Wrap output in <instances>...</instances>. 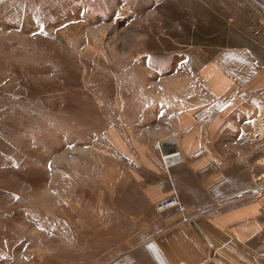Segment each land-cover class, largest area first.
<instances>
[{"label": "rangeland", "instance_id": "obj_1", "mask_svg": "<svg viewBox=\"0 0 264 264\" xmlns=\"http://www.w3.org/2000/svg\"><path fill=\"white\" fill-rule=\"evenodd\" d=\"M225 53L264 61V0H0V264H103L108 175L160 176Z\"/></svg>", "mask_w": 264, "mask_h": 264}, {"label": "crops", "instance_id": "obj_2", "mask_svg": "<svg viewBox=\"0 0 264 264\" xmlns=\"http://www.w3.org/2000/svg\"><path fill=\"white\" fill-rule=\"evenodd\" d=\"M230 56L220 54L218 73L203 77L209 95L212 88L218 97L216 115L196 118L188 107L175 110L178 140L165 151L177 147L183 163L167 170L160 169L159 162L144 161L145 170L160 174L153 182L127 171L115 179L108 175L111 238L103 264H264V214L254 203L236 201V193L252 187L254 176L264 175L259 149L264 141L253 137L264 126V69L248 57L237 69V60L228 61ZM243 118H252L255 126L240 128ZM239 130L250 132L251 140L237 139ZM247 144L258 149L244 152ZM173 186L187 208L188 221H182L176 208L157 209Z\"/></svg>", "mask_w": 264, "mask_h": 264}, {"label": "built area", "instance_id": "obj_3", "mask_svg": "<svg viewBox=\"0 0 264 264\" xmlns=\"http://www.w3.org/2000/svg\"><path fill=\"white\" fill-rule=\"evenodd\" d=\"M254 64L256 67L264 68V65L259 60H255ZM253 137L255 140L264 141V126L260 127L253 134ZM166 145H176V143L162 141L156 143L155 147L159 150L166 169L169 170V168H171L172 166L183 163L184 155L177 147L173 152H166ZM236 201H246L254 203L258 205V207L264 214V175L254 176L252 178V187L236 193ZM172 208H176L181 213L182 221L190 220V217L187 213V208L182 201L180 194L174 186L172 194L168 198L160 201L157 204V209L159 211H165Z\"/></svg>", "mask_w": 264, "mask_h": 264}, {"label": "bare ground", "instance_id": "obj_4", "mask_svg": "<svg viewBox=\"0 0 264 264\" xmlns=\"http://www.w3.org/2000/svg\"><path fill=\"white\" fill-rule=\"evenodd\" d=\"M170 142H173V141H170Z\"/></svg>", "mask_w": 264, "mask_h": 264}]
</instances>
